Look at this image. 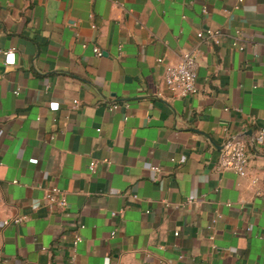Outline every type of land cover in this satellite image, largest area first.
<instances>
[{
	"label": "crops",
	"instance_id": "obj_1",
	"mask_svg": "<svg viewBox=\"0 0 264 264\" xmlns=\"http://www.w3.org/2000/svg\"><path fill=\"white\" fill-rule=\"evenodd\" d=\"M263 47L264 0H0V264H66L79 224L76 264H264ZM190 51L179 97L165 66ZM231 138L245 177L216 171Z\"/></svg>",
	"mask_w": 264,
	"mask_h": 264
},
{
	"label": "built area",
	"instance_id": "obj_2",
	"mask_svg": "<svg viewBox=\"0 0 264 264\" xmlns=\"http://www.w3.org/2000/svg\"><path fill=\"white\" fill-rule=\"evenodd\" d=\"M239 3L242 0H237ZM92 17L91 15L89 16ZM92 29L95 28L94 25L91 26ZM220 31L205 29L196 34V37L206 44L210 45H219L220 44ZM232 48L237 49L238 51H243L244 47L239 45L237 42L231 44ZM264 51V47H263ZM92 52L96 57H102L103 52L97 48L93 47ZM14 49L7 50L4 52L6 56L13 55ZM196 51H190L183 54L181 60L176 64H168L165 66L164 71V84L165 86L173 92L176 96L187 97L197 93L196 78H197V62H196ZM161 62V60H159ZM17 95V92H15ZM77 104V101L73 102ZM128 106L125 105V108ZM58 103H50L49 109L52 111L58 110ZM118 108L117 104H112L108 107L109 110H115ZM227 110V109H225ZM99 133L100 130H97ZM256 142L258 144H263L264 142V128L258 130L256 136ZM96 167V162H91L89 164V170L94 172ZM153 171L158 172L157 167L152 168ZM248 170V156H247V146L245 142L239 138H231L226 140L223 144L221 153L218 158L216 171L218 173L222 172H233L239 177L247 176ZM16 183V182H14ZM256 180H252V184H255ZM193 200H186L185 204H192ZM67 199L62 190L56 186H50L44 190L43 206L49 210L54 211L55 209L66 210L67 208ZM229 205V204H228ZM123 210L115 211L111 213L113 218H121ZM26 221L25 217H16L12 219H7L3 221V226H8L10 224H21ZM215 222V221H213ZM84 228L83 225H78L77 229L73 232L72 238L69 242V253L66 257V264H76V256L79 244L82 242V237L80 231ZM214 230V228H212ZM116 234L115 231H112L110 236L114 237ZM174 236H178V233L175 232ZM213 235L209 236V240L213 241ZM212 248L216 247L213 245ZM182 258V257H180ZM213 264V263H209Z\"/></svg>",
	"mask_w": 264,
	"mask_h": 264
},
{
	"label": "clouds",
	"instance_id": "obj_3",
	"mask_svg": "<svg viewBox=\"0 0 264 264\" xmlns=\"http://www.w3.org/2000/svg\"><path fill=\"white\" fill-rule=\"evenodd\" d=\"M11 59H12V57L10 56V57H9V62H11Z\"/></svg>",
	"mask_w": 264,
	"mask_h": 264
}]
</instances>
